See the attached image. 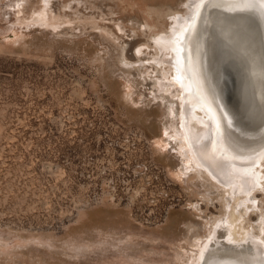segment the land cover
I'll use <instances>...</instances> for the list:
<instances>
[{"label":"rangeland","instance_id":"rangeland-1","mask_svg":"<svg viewBox=\"0 0 264 264\" xmlns=\"http://www.w3.org/2000/svg\"><path fill=\"white\" fill-rule=\"evenodd\" d=\"M19 1L0 0V264H182L223 213L184 175L165 133L181 102L154 83V38L190 0H52L58 29L21 24L44 0Z\"/></svg>","mask_w":264,"mask_h":264},{"label":"bare ground","instance_id":"bare-ground-1","mask_svg":"<svg viewBox=\"0 0 264 264\" xmlns=\"http://www.w3.org/2000/svg\"><path fill=\"white\" fill-rule=\"evenodd\" d=\"M30 1H19L22 15ZM51 3L44 0L20 23L60 28ZM186 8L191 14H177L175 26L154 38L156 55L165 53L163 62L153 59L154 67L170 84L154 83L169 95L174 90L171 97L181 102L165 133L177 145L184 175L203 181L206 203L211 185L223 213L206 222L205 241L188 242L191 253L182 248V264H264V239L251 222L262 190L254 183L257 167L264 163V0H190ZM225 79L233 80L231 99Z\"/></svg>","mask_w":264,"mask_h":264},{"label":"water","instance_id":"water-1","mask_svg":"<svg viewBox=\"0 0 264 264\" xmlns=\"http://www.w3.org/2000/svg\"><path fill=\"white\" fill-rule=\"evenodd\" d=\"M225 83H226V88H227V99H231V92H232V88H233V80L232 79H225Z\"/></svg>","mask_w":264,"mask_h":264}]
</instances>
